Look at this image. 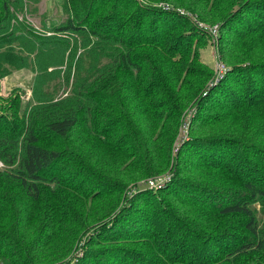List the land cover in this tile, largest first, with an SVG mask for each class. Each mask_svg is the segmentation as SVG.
<instances>
[{"label":"trees","instance_id":"trees-1","mask_svg":"<svg viewBox=\"0 0 264 264\" xmlns=\"http://www.w3.org/2000/svg\"><path fill=\"white\" fill-rule=\"evenodd\" d=\"M26 1L0 0V75H6L8 66L31 65L36 71L33 106L22 109L17 97L0 115V159L10 166L0 169V210L8 209L5 216L0 211V264H8L11 254L19 257L15 264L58 260L91 225L95 230L86 256L76 264L102 263L96 246L137 242L134 233L125 230L126 235L119 226L133 223L136 201L148 194L157 199L153 190H144L130 207L118 209L124 190L170 167L183 111L210 97H202L208 74L174 58L182 39L166 42L176 14L170 5L220 24V53L233 69L217 91L249 113L231 112L236 119L230 117L219 131L243 137L251 118L264 128V0H150L173 11L138 0H64V19L44 25L50 35L18 19V13L27 12ZM135 3L139 6L132 11ZM193 27L184 37L186 47L199 36ZM149 47L156 51L145 58L135 54ZM62 88L70 91L58 97ZM43 133L66 140V152L42 146ZM210 139L198 135L181 143L175 154L177 178L160 190L169 196L155 212L163 216L141 211L146 223L156 227L135 238L167 260L161 263L153 252L151 258L141 257L144 264H170L173 257L174 264H264V223L253 207L256 201L264 204V154L252 170L242 161L255 156L249 148L226 138ZM212 169L233 180L243 178L245 190L217 193L214 197L220 199L212 204V191H199L195 183L179 178L190 173L210 182ZM7 186L24 189L35 202L45 200L43 209L36 205L29 217L30 209ZM47 186H52L48 200ZM93 191L89 202L86 194ZM200 193L209 198H197ZM198 205L212 209L200 211ZM116 209L118 214L109 218ZM234 216L243 217L249 234L230 233ZM227 237L231 244L226 246ZM223 246L218 252L216 247ZM91 256L95 258L89 260ZM135 258L133 264H138Z\"/></svg>","mask_w":264,"mask_h":264},{"label":"rangeland","instance_id":"rangeland-1","mask_svg":"<svg viewBox=\"0 0 264 264\" xmlns=\"http://www.w3.org/2000/svg\"><path fill=\"white\" fill-rule=\"evenodd\" d=\"M140 4H149L152 6H155L157 8H163L166 10H172L168 5H164V2L160 1H150L145 0L142 2V0H138ZM27 12L26 14L18 13V19L24 20L28 23L29 26L34 28L39 33H44L47 35H50L52 32L50 30L51 24L53 22L59 23L60 20L62 21L64 19L65 13L63 12V4L64 0H27ZM168 4V3H166ZM171 4V3H170ZM169 4V5H170ZM139 4L135 3L132 7V11L136 10L138 8ZM172 8H175V21H172L170 24L171 31L169 32L168 37L166 38V42H170L175 36L180 37L182 41L178 42V46L181 47H174L175 54L174 58L177 61H185L188 63V66H190L191 70L194 68L196 70L200 69L205 74H208L204 78H208L206 81V85L202 92V97L206 98L208 97V94L210 97L207 99V101H203V99L195 101L193 105H191L190 108H186L181 116V120L179 121V128H178V134L176 136V139L174 140L172 144V154L174 156L172 157L173 162L170 164V167L155 176L143 178L136 180L124 190L122 195V201L119 204V208L125 206H131V203H133L134 196L138 194L141 191L144 190H153V195L156 196L157 199L151 198V195H146V197L143 200L136 201L138 207L133 210L135 211V214H132L135 216V218L132 220L133 223L129 224H121L119 228L122 229V231L125 232L127 230H130V233H134V239L135 243L128 241H122L119 243L110 244L108 242L103 243L102 245L96 246V252L102 253V263L101 262H94L89 261L87 264H133L134 262H138V264H144L141 257L146 256V258H151L153 252L157 254V257H160L162 259L160 260L161 263H166L167 260L164 257V254L159 252L158 250L151 251V247L149 248H143L144 241H141V238H135L139 235L146 233V229L149 228H155V225H152L151 223H146V214L141 213V211L149 210L151 214H156V216L162 215L161 213H155L157 212L160 207L161 203H166L169 201V196L165 193H161V189L165 188L168 184H170L172 181L174 182L177 178L176 175V168L174 167L177 161V157H175V154L179 151V147L181 146V143H187L191 140L194 136L203 135L204 138L210 139V138H226L228 140H232L237 145H242L244 149L249 148V153H255V156H248L243 158V163L249 165L250 169L255 170L253 166L258 164V156L260 153L264 154V128H262L257 122H255V117L251 118V121L249 125H246L244 127L248 128L244 130L243 137H237V136H229L226 135V133H222L219 131V129L223 128L225 126L226 120H230V117L235 118L234 115L230 114L231 112H239L242 109H239L237 104L232 101L233 97L226 96L222 92L217 91V88H220L222 82L228 77V72L232 71L233 66L231 64H228L221 56L220 48H219V41H220V35L221 31L219 30L220 24L215 23L211 24L206 21H200L196 19V16L191 14L188 10H186L183 7H177L174 5H170ZM173 11V10H172ZM47 25L48 27L45 28L44 25ZM218 26V32L214 33L212 31L213 27ZM191 26H194L193 28L196 29L199 36L194 39V42L192 45L186 47V43L184 42V37L187 36L188 32L189 34H192V32L188 31ZM186 38V37H185ZM17 47V44L14 45ZM20 47V46H19ZM152 51H156L155 48L149 47L148 51H141L138 49V51L135 52V54H143V58H145L147 55H150ZM185 52V53H184ZM182 55V56H181ZM31 57V55L29 54ZM31 61V60H30ZM31 64V63H30ZM52 69V68H51ZM5 72L4 75H0V115H2V112L6 113V108L9 107L12 104H15L18 99H20L21 107L22 109L25 108L27 105L29 107L33 106V100H32V94H33V86L35 85V78H36V71L29 65V67L22 68V69H16L8 66L6 70H3ZM73 73V72H72ZM73 74H71L72 76ZM261 81V80H259ZM263 82V81H262ZM237 82L235 81L233 83L234 86H236ZM264 85V84H263ZM55 88V87H54ZM70 87H68L69 89ZM264 88V87H262ZM70 90L64 91V88H62L58 93V97H64L68 94ZM217 92V93H216ZM18 97V98H17ZM16 99V101L13 103V99ZM259 100L261 101V98L259 97ZM224 103V105L222 103ZM236 102V101H235ZM236 108L234 109V107ZM253 107H250L248 109L249 111ZM247 109V108H245ZM236 110V111H235ZM244 110V109H243ZM248 111H241V114H247ZM197 115H201L200 118L195 121ZM256 116V115H255ZM237 117V116H236ZM258 117V115H257ZM236 119V118H235ZM244 119V118H243ZM264 122V121H262ZM261 122V123H262ZM230 123V122H229ZM228 123V124H229ZM195 124V125H194ZM242 125L244 123H241ZM263 124V123H262ZM44 137L40 144L47 148H52L56 150H60L62 152H66V140L59 139L52 137L46 133H43ZM211 140V139H210ZM178 147V150H177ZM241 148V150L243 149ZM188 149V148H187ZM190 150V149H188ZM196 156V155H195ZM253 159L252 162L247 161ZM65 160L67 161V157H65ZM264 161V160H263ZM69 164L73 165V162H69ZM202 168V167H201ZM200 168V169H201ZM0 169L3 171H7L10 169V166L6 164V162L2 159H0ZM199 173V170L197 171ZM208 177L210 178V182L207 180L199 179L197 176H193L188 173L187 175L180 176L179 178H186L187 181L195 183L200 190L205 189L212 191V195L210 197V201L212 204H215L220 198L214 197L217 193H225L231 191H241L245 190L243 183L246 182V180H242L243 178L239 180H233L229 176L225 175L223 171L220 172L215 170H209L208 171ZM238 178V177H236ZM245 179V178H244ZM150 181H154L156 184L152 185V183H149ZM172 182V183H173ZM49 189L47 190L48 193L46 195V200H48L52 195L50 193L52 186H47ZM8 190L14 191L18 196L19 204L26 205L28 209H30V212H28L29 217L32 216V213L36 209V205H38V209H43L44 207V201L43 202H35L32 200L29 195H27V192L20 187H12L7 186L5 187ZM89 188V186H88ZM220 191V192H218ZM95 191L91 192L90 194H86V197L89 198V202L91 201L90 198L94 195ZM233 193V192H232ZM201 195L197 196V198L201 199H208L209 196L204 195L200 193ZM219 198V199H218ZM150 204L152 205V208L150 207ZM199 210L201 211H208L212 208H209L207 206H200L198 205ZM253 207L257 209L256 215L258 218V221L260 222V225L264 223V204H262L259 201H256L253 203ZM8 209H1L2 215H6ZM121 211V210H120ZM119 211V212H120ZM117 209L115 212H113L109 218L115 217L118 213ZM23 215H25L23 213ZM163 216V215H162ZM154 219V218H153ZM158 218H155V221ZM136 221V222H135ZM135 222V223H134ZM146 223L145 226H141L142 223ZM131 224V226H129ZM128 226V229H125L124 226ZM232 230L230 233L232 235L238 236L240 234H249L245 228H243L244 225V219L240 216H234L232 220ZM95 228L91 225L88 227V230L84 231L82 234V237L78 239V241L74 244L73 248L68 251L67 253H62L58 260H52V261H46L43 262L42 260L37 261L35 264H76L78 263L80 258H85L86 256V250H87V241L90 239V234L93 233ZM126 230V231H125ZM50 235H54L53 232L49 233ZM127 235V234H126ZM177 241H179V238H176ZM229 237H227V243L225 239L226 246L230 242ZM67 242V241H66ZM63 243H65L63 241ZM231 244V243H229ZM172 248V254L175 255L176 246L173 244L171 246ZM217 251L220 252L224 248L223 247H216ZM170 249V250H171ZM130 255V257H128ZM9 262L8 264H15L18 260L17 254H11L7 257ZM95 257L91 256L90 259H94ZM175 262V257L172 258ZM170 261V264H174V262ZM163 260H166L165 262ZM225 264L226 261H223ZM5 264V263H4Z\"/></svg>","mask_w":264,"mask_h":264},{"label":"built area","instance_id":"built-area-1","mask_svg":"<svg viewBox=\"0 0 264 264\" xmlns=\"http://www.w3.org/2000/svg\"><path fill=\"white\" fill-rule=\"evenodd\" d=\"M212 31L214 33H217L218 32V26L216 25L215 27H213ZM149 183H152V185H155L156 184L154 181H150Z\"/></svg>","mask_w":264,"mask_h":264}]
</instances>
